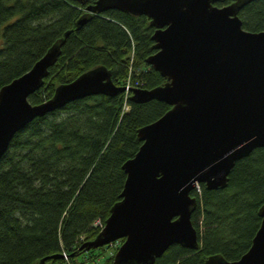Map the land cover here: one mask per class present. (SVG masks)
<instances>
[{
	"label": "trees",
	"instance_id": "obj_1",
	"mask_svg": "<svg viewBox=\"0 0 264 264\" xmlns=\"http://www.w3.org/2000/svg\"><path fill=\"white\" fill-rule=\"evenodd\" d=\"M97 0H0V89L32 67L66 31L61 55L48 70L30 103L51 98L56 84L72 81L95 65L107 66L116 84L127 77L142 88L166 79L147 62L156 52L147 15L117 8L88 14ZM231 0H218L217 5ZM233 1V0H232ZM246 30L264 29V0H250L239 10ZM65 31V32H64ZM131 66V71L129 70ZM124 93L87 95L35 116L15 132L0 158V264H94L97 253L82 250L105 222L127 176L122 163L141 147L137 129L170 108L150 98L124 108ZM191 222L199 248L174 243L153 264H205L210 254L239 259L251 247L261 225L264 203V147L258 146L228 174V186H196ZM62 255V256H60ZM113 255L103 264H112Z\"/></svg>",
	"mask_w": 264,
	"mask_h": 264
},
{
	"label": "water",
	"instance_id": "obj_2",
	"mask_svg": "<svg viewBox=\"0 0 264 264\" xmlns=\"http://www.w3.org/2000/svg\"><path fill=\"white\" fill-rule=\"evenodd\" d=\"M97 0L88 14L117 8L147 15L156 52L147 62L166 79L149 89L130 87L132 102L163 100L170 108L137 129L141 147L122 163L127 176L99 233L83 241L89 250L122 240L112 264H153L169 245L198 249L191 191L228 186V174L258 146L264 147V29L243 27L239 10L250 0ZM65 32V31H64ZM66 31L32 67L0 89V158L14 133L32 121L87 95L124 93L103 65L86 69L72 81L56 84L52 97L30 103L48 70L61 55ZM261 225L239 259L210 254L205 264H264V203ZM64 255V254H62ZM60 255V256H62ZM43 256L35 264H50Z\"/></svg>",
	"mask_w": 264,
	"mask_h": 264
},
{
	"label": "built area",
	"instance_id": "obj_3",
	"mask_svg": "<svg viewBox=\"0 0 264 264\" xmlns=\"http://www.w3.org/2000/svg\"><path fill=\"white\" fill-rule=\"evenodd\" d=\"M129 70L131 71V66L130 65H129ZM138 84H139V81L132 82L130 76L127 77L126 83L124 85L125 86V91H124V94H125L124 95L125 106H124V108L128 109V107H129V104H128L127 100H128L129 95L131 94L130 87H138L139 86ZM94 224H96L100 228L103 226V223H102L101 220H96ZM115 242L118 243V245L120 243V241H118V240H116ZM113 243L114 242H112L111 244H113ZM62 253L64 254V257L66 258V261H67L66 264H76V263L69 262L68 255L64 251ZM81 264H89V263L84 261V263H81Z\"/></svg>",
	"mask_w": 264,
	"mask_h": 264
},
{
	"label": "rangeland",
	"instance_id": "obj_4",
	"mask_svg": "<svg viewBox=\"0 0 264 264\" xmlns=\"http://www.w3.org/2000/svg\"><path fill=\"white\" fill-rule=\"evenodd\" d=\"M120 242H122V240ZM117 245H118V243H116L114 241L113 244H109V245L104 244V246H101V247H98V248L94 247V249H92V252L97 253V255L99 257V260L95 261L94 264H103L106 256L114 255L115 252H116L115 250L117 248Z\"/></svg>",
	"mask_w": 264,
	"mask_h": 264
}]
</instances>
